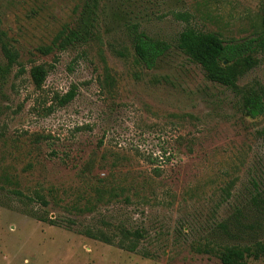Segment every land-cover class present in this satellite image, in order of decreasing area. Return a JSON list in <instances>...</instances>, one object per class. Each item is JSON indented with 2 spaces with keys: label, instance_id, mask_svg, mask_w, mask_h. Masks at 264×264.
Wrapping results in <instances>:
<instances>
[{
  "label": "rangeland",
  "instance_id": "obj_1",
  "mask_svg": "<svg viewBox=\"0 0 264 264\" xmlns=\"http://www.w3.org/2000/svg\"><path fill=\"white\" fill-rule=\"evenodd\" d=\"M263 5L0 0V65L1 43L19 56L0 82V264H221L196 248L262 240L264 108L251 118L244 98L259 93L264 104V42L238 93L207 80L176 45L183 15L226 43L255 39ZM134 28L169 46L151 70L134 53ZM65 30L83 40L37 52ZM42 64L51 67L37 92L29 71ZM73 87L74 99L45 115ZM88 228L143 230L141 247L156 259L90 239Z\"/></svg>",
  "mask_w": 264,
  "mask_h": 264
},
{
  "label": "trees",
  "instance_id": "obj_2",
  "mask_svg": "<svg viewBox=\"0 0 264 264\" xmlns=\"http://www.w3.org/2000/svg\"><path fill=\"white\" fill-rule=\"evenodd\" d=\"M186 22L185 28L181 31L177 39V49L186 55L191 61L198 64L204 72L207 80L225 87L226 89L238 93V80L246 72L256 65L253 55L257 49L262 47L264 42V5L262 8V33L255 39H245L240 42H224L218 35L213 33H202L196 31L188 24V16H180ZM82 36L78 31L65 30L58 35L49 46L37 48V52L43 56L50 55L53 51L63 52L82 41ZM134 53L147 70L156 66V62L169 49V46L162 41L152 40L134 28L132 34ZM1 50L5 63L0 65V82H4L11 72L13 66L18 64V53L6 43H1ZM50 65H36L30 68L29 76L35 91H42L48 76ZM106 78H110L108 75ZM76 92L73 87L68 93L59 96L54 94L51 105L46 108L45 115L54 112L55 109L65 107L75 97ZM263 98L259 93H252L244 98L245 113L251 118H256L263 113ZM12 195L22 198L18 191L11 192ZM38 200L46 205L45 200L38 197ZM39 221L47 222L51 225L56 223L46 218L37 217ZM223 232L230 235L228 227L222 225ZM86 237L103 242L107 245H114L117 248L143 258L156 259L152 254L141 247V241L145 239V232L140 229L127 230L121 228L117 234L110 235L103 230L93 231L87 229L82 232ZM245 235L244 232H238ZM236 236V238H238ZM197 253L214 254L221 264H247L249 260L264 261V238L245 245L222 246L216 250L207 248H196Z\"/></svg>",
  "mask_w": 264,
  "mask_h": 264
}]
</instances>
